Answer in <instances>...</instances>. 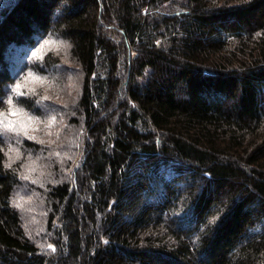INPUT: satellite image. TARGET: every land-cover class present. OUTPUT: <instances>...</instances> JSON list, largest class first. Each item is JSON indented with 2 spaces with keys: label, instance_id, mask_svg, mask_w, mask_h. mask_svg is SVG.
I'll list each match as a JSON object with an SVG mask.
<instances>
[{
  "label": "trees",
  "instance_id": "obj_1",
  "mask_svg": "<svg viewBox=\"0 0 264 264\" xmlns=\"http://www.w3.org/2000/svg\"><path fill=\"white\" fill-rule=\"evenodd\" d=\"M50 37L87 134L45 193L52 250L14 206L3 127L41 112L16 58ZM0 264H264V0H0Z\"/></svg>",
  "mask_w": 264,
  "mask_h": 264
},
{
  "label": "rangeland",
  "instance_id": "obj_2",
  "mask_svg": "<svg viewBox=\"0 0 264 264\" xmlns=\"http://www.w3.org/2000/svg\"><path fill=\"white\" fill-rule=\"evenodd\" d=\"M50 54L61 61L57 69L55 72L52 68L40 70L45 57ZM23 57L16 58L19 63L16 82L21 85L19 93H16L19 95L24 89L40 96L41 112L35 113L13 104L5 117L3 127L7 133L9 164L20 168L23 175L22 184L13 196V203L22 213L27 235L41 247L52 250L54 244L52 233L47 229L49 207L45 193L50 184L66 179V175L78 165L82 154L81 140L87 134L86 130L83 133L81 125H76L73 116L75 103L81 93L83 74L71 60L69 43L59 38L40 40L32 52ZM16 109L22 112L12 115ZM28 117L35 119L29 120ZM53 117L55 120L49 125ZM9 124L11 127H7ZM27 139L38 142V149H29ZM52 158H55L53 164L50 162ZM58 170L62 172L61 175L59 172L57 175Z\"/></svg>",
  "mask_w": 264,
  "mask_h": 264
},
{
  "label": "snow or ice",
  "instance_id": "obj_3",
  "mask_svg": "<svg viewBox=\"0 0 264 264\" xmlns=\"http://www.w3.org/2000/svg\"><path fill=\"white\" fill-rule=\"evenodd\" d=\"M45 43H48V41H46ZM20 87H21V85H17L15 91L19 93V89H20ZM32 91H34V89H33ZM21 95H22V94H21ZM8 103H9V104H12V100H9ZM19 112H22V110H21V109H16V110H14V111L12 112V115H17V113H19ZM24 115H27V114L24 113ZM28 119H29V120H33V119H35V118H33V117H28ZM54 120H55V117H53L52 120H50V121L48 122L49 125H51V124L54 122ZM37 122H39V121L37 120ZM7 127H11V124L7 125ZM25 135H27V132H25ZM29 138H31V139H35V137H29ZM41 143H43V141H41ZM8 166L10 167L11 165H8Z\"/></svg>",
  "mask_w": 264,
  "mask_h": 264
}]
</instances>
